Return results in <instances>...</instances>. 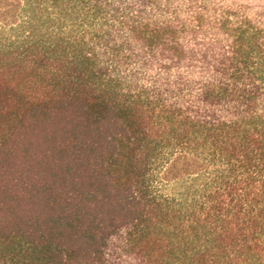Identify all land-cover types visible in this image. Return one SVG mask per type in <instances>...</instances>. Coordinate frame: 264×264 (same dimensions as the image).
I'll return each mask as SVG.
<instances>
[{"label": "trees", "instance_id": "obj_1", "mask_svg": "<svg viewBox=\"0 0 264 264\" xmlns=\"http://www.w3.org/2000/svg\"><path fill=\"white\" fill-rule=\"evenodd\" d=\"M0 264H264V0H0Z\"/></svg>", "mask_w": 264, "mask_h": 264}]
</instances>
